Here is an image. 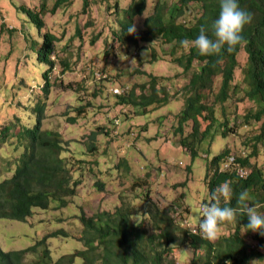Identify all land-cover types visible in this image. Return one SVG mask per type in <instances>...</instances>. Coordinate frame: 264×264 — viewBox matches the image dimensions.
<instances>
[{"label":"rangeland","instance_id":"1","mask_svg":"<svg viewBox=\"0 0 264 264\" xmlns=\"http://www.w3.org/2000/svg\"><path fill=\"white\" fill-rule=\"evenodd\" d=\"M145 1V10L133 18V33H137L134 40L119 38L121 10L131 0H65L53 13L46 12L42 17L45 29L55 34L57 40L52 53L54 66L48 72L51 86L45 98L40 87L47 66L36 59L38 29L20 6L38 9L43 2L49 10L55 0H0V132L2 127H9L5 141L0 138V180L13 173L24 150L17 136L21 125L31 127L38 115H42L40 129L57 131L64 148L60 155L72 177L78 180L76 194L66 206L34 208L24 221L0 219L2 249L36 244L38 253L46 246L51 258L57 259L61 254L84 249L79 238L80 213L91 217L101 211H112L124 202L132 206V220L147 221L141 213L148 200L180 220L181 228L188 229L186 219L200 234L197 220L200 204L209 198L204 183L206 162L228 147L229 156L220 169L234 170L240 176L249 173L232 156L248 153L249 146L242 142V136L255 131L258 125L253 121L244 125L243 120L247 111L256 109L254 101L244 95L247 86L241 82L245 52L242 49L237 52L232 78V84L241 86L230 91L225 102L214 103L207 120L192 110V116L199 122L194 137L201 141L195 146L196 155L191 156L190 145L195 143L190 141L192 119H184L178 126V113L185 107V86L189 81V74H183L174 59L181 47L174 45L171 52L173 44L158 37L150 41L141 37L143 20L152 13L154 4L159 1L168 6L177 0ZM194 7L199 13L201 6L194 4ZM211 79L205 93L213 99L220 87V73ZM152 87L158 98L166 99L150 103L145 112H134L132 104L120 101L119 96L127 100L129 93L143 100V94L154 93ZM39 101H45L43 114L37 108ZM80 105L84 108L77 113ZM71 117L74 120H69ZM225 119L228 128L223 136L220 123ZM206 125L209 134L201 139ZM183 138L186 146L180 143ZM91 144L93 149L89 148ZM257 148L258 156L251 161L264 168V148L261 145ZM97 181L103 183L102 188L95 186ZM183 181L185 185L181 184ZM146 192L148 197L144 196ZM233 227V220L222 222L214 240ZM58 229L66 234L49 236L38 244L39 239ZM256 232L258 237H264L258 231L246 233L245 228L240 231L247 243L263 255L252 257V264H264V242L251 236ZM169 257L174 264H190L193 249L187 244H177ZM32 258L33 255L26 257L27 261Z\"/></svg>","mask_w":264,"mask_h":264},{"label":"trees","instance_id":"2","mask_svg":"<svg viewBox=\"0 0 264 264\" xmlns=\"http://www.w3.org/2000/svg\"><path fill=\"white\" fill-rule=\"evenodd\" d=\"M64 1L55 0L49 10L43 2L38 9L20 6L38 29L40 42L36 59L47 66L42 73L43 84L40 87L45 98L51 86L48 72L54 66L52 53L57 38L55 34L45 29L42 17L46 12L53 13ZM194 4L201 6L199 13L195 11ZM239 6L252 13V20L242 29L244 41L231 50H227L225 46L218 52L202 55L195 48L183 47L179 43L184 38L194 39L201 25L205 27L206 34L210 35L209 25L219 11L218 0H177L168 6L157 1L152 13L143 20L141 37L144 41L161 38L163 42L173 44L171 52L175 47H181L179 55L174 59L182 67L183 74H189V81L185 86V107L178 113L180 117L178 126L184 119H192L190 141L192 144L193 141L195 143L190 145L191 156L196 155L195 146L201 141H197L194 137L199 122L197 117L192 116L194 114L192 110H195L198 117L207 120L208 114L213 113L212 105L216 102H225L230 96V91L234 92L236 87L241 86L240 83L232 84V78L237 65L236 54L240 49L245 52L246 60L241 69V82L247 86L243 90L244 95L254 101L256 109L247 111L243 115V120L244 125L249 121L258 122V125L255 131L242 136V142L249 146L248 153L245 151L243 154L239 153L236 156L232 154V156L240 167L248 168L249 173L240 176L234 170L224 167L220 169L221 163L226 162L229 156L228 147H225L206 162L204 183L208 197L210 191L221 182L227 181L231 185L232 197L229 200L221 199V206L224 204L236 206L238 194L244 192L247 194L245 202L257 205V211L264 212V168L251 161V158L258 156L257 146L261 145L264 148V0H239ZM145 7V0H131L121 10L120 39H135L137 33H127L126 28L130 23L133 24V18L142 14ZM217 73L221 75V83L212 99L205 90L211 86V78ZM153 89V94L141 96L143 100L135 99L133 93L128 94L127 100L124 96L119 98L121 102L132 104L135 107L134 112L142 113L147 111L150 103L166 99V97L158 98L155 87ZM37 108L40 112L44 111L45 101H39ZM83 108L80 105L76 108V112L80 113ZM41 118L42 115H38L36 123L27 129L21 125L18 132L20 135L17 134L24 150L18 157L13 173L0 180V219L24 221L32 214L34 208L46 210L52 204L64 207L69 202V198L76 194L78 180L72 177L71 169L67 167L65 158L60 155L61 151H64L60 143L61 138L57 131L40 129ZM69 120L74 119L71 117ZM226 121L227 119L220 123L222 135L228 128ZM142 128L145 130L146 126ZM8 129V126L1 128V140L5 141L7 138L5 135ZM103 131L108 135L107 130ZM207 134L209 133L206 125L202 129L200 138H205ZM180 143L186 146L184 138ZM89 148L93 149V144ZM185 181L181 184L185 185ZM95 186L100 189L103 183L97 181ZM145 195L147 196V192L144 193ZM203 202L208 203L209 198ZM141 214L148 220H132V206L124 202L112 211H101L95 216L85 217L80 213L78 217L82 231L79 238L84 244V249H75L53 260L46 246L39 253L36 244L12 250H4L0 247V264H163L164 261L174 264L169 254H172L177 244L180 246L187 244L193 249L194 257L190 264H252L250 261L252 257L263 256L257 248L250 246L240 233L247 224V217L243 214L233 219V230L216 240L204 239L198 233L181 228L178 225V222L182 224L180 220H176L167 209L158 207L153 201H146ZM250 231L246 230V233ZM60 234L66 233L63 229L55 230L39 239L38 244H43L49 236ZM251 236L258 242H264V237H258L257 232ZM199 250L201 253L203 251V257L201 253L199 254ZM28 255H33L31 261H27Z\"/></svg>","mask_w":264,"mask_h":264},{"label":"clouds","instance_id":"3","mask_svg":"<svg viewBox=\"0 0 264 264\" xmlns=\"http://www.w3.org/2000/svg\"><path fill=\"white\" fill-rule=\"evenodd\" d=\"M218 3V15L209 25L210 35L206 34L205 27L201 25L198 35L194 39L184 38L180 40L181 46L192 47L200 54L208 55L218 52L225 46L227 50H231L232 47L244 41L241 34L242 29L251 22L252 13L240 7L239 0H218ZM126 31L127 33H133L135 31L134 24L130 23ZM232 194L231 185L224 181L210 191L208 203L201 202L200 215L197 220L202 238L214 240L218 235L220 224L233 220L239 214L247 217V224L244 225L246 230L258 231L261 235H264V212H258L257 205L245 202L247 199L246 193L240 192L238 194L236 206H230L229 204L221 206L220 200H229ZM190 232L192 231L190 230ZM192 233H197V231Z\"/></svg>","mask_w":264,"mask_h":264},{"label":"built area","instance_id":"4","mask_svg":"<svg viewBox=\"0 0 264 264\" xmlns=\"http://www.w3.org/2000/svg\"><path fill=\"white\" fill-rule=\"evenodd\" d=\"M186 224L188 225V228L192 231V232H196L197 231V228L195 226H190L189 223L187 221H185Z\"/></svg>","mask_w":264,"mask_h":264}]
</instances>
